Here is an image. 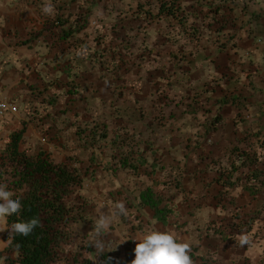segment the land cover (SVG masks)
<instances>
[{"label":"rangeland","instance_id":"rangeland-1","mask_svg":"<svg viewBox=\"0 0 264 264\" xmlns=\"http://www.w3.org/2000/svg\"><path fill=\"white\" fill-rule=\"evenodd\" d=\"M44 3L45 0H0V99L18 109L16 116L0 121V158L11 134L25 125L21 152L34 156L43 151L55 163L71 158L82 172L83 187L74 197L82 217L70 226L73 239L63 247L58 264L87 257L83 248L97 238L104 241V250L112 254L117 264H125V247L136 245L149 229L173 230L178 239L190 238L192 248H197L196 255L205 256L210 264H264L263 235L257 230L243 234L249 237L243 247L229 246L205 235L199 237L207 222H230V214L217 207V188L211 185V180L228 165V150L233 146L254 147V140L246 134L255 128L252 104L260 103L264 109V18L260 38L252 32L250 36L243 35L247 40L244 58H240L232 51L215 54L220 42L235 33L236 38L239 35L242 16L238 11L223 8L214 15L205 2L182 0L188 24L198 30L196 41H190L177 26L137 19L133 0H51L54 16L44 14ZM229 4L237 10L247 8L249 13L264 15V0H233ZM88 10L91 23L81 37L88 42L87 50L67 44L59 46L53 37L56 32L36 40L35 34L48 19L57 16L73 22ZM195 49L197 56L212 59L214 69L206 82L207 91L213 93L204 96L235 94L248 99L249 109L239 114L245 121L241 130L234 125L239 122L235 109H224L227 123L206 138L201 128L203 118L181 115L188 103L187 96H182L184 92L192 95L189 85L197 79L193 71L195 58L188 56ZM105 60L111 64L110 74L102 71ZM118 67L124 69L116 72ZM89 120L104 122L109 130L145 134L161 162L156 180L181 177L184 196L174 188L160 186L156 190L171 199L176 221L179 225L186 222V226L162 228L149 221L151 214L145 211L140 216L141 229L132 228L138 226L136 221L130 220L129 226L121 223L116 208L118 201L124 202L121 188L137 191L142 183H150L125 172L113 177L95 171L89 176L87 154L75 138L76 128ZM259 169H264L263 163ZM232 196L241 208L240 214L251 210L254 203L241 191ZM100 216H109L110 220L101 236L96 237L95 221ZM9 229L4 218L0 221V264L14 257L6 251Z\"/></svg>","mask_w":264,"mask_h":264},{"label":"trees","instance_id":"trees-1","mask_svg":"<svg viewBox=\"0 0 264 264\" xmlns=\"http://www.w3.org/2000/svg\"><path fill=\"white\" fill-rule=\"evenodd\" d=\"M145 1L133 0L134 14L137 19L149 23L163 21L170 26H177L185 38L196 41L198 30L188 24L183 14L182 0ZM197 1L205 2L214 15L220 14L223 8L228 12L238 11L242 16L240 20L242 25L237 29L239 35L236 38L235 33L233 36H228L227 40L220 42L215 54L219 56L232 51L240 58H244L243 46L247 38H243L245 37L243 35L247 33L246 35L250 36L252 32L260 38L263 31L261 21L264 15L249 13L247 8L238 7L237 10L236 6L229 4L233 0ZM245 16L248 19L244 21ZM90 23L89 10L84 15L80 14L73 22L55 16L43 24L35 37L37 40L43 35L56 32L57 34L55 33L53 37L56 38L59 46L67 44L75 49L87 50L88 42L81 37L85 36ZM124 45L126 49L129 48V41L127 40ZM196 51L198 50L195 49V52L189 53L188 56H191V59L197 58ZM200 59L201 64L206 61L207 66L212 65V59L204 58V56ZM105 61V69L102 71L109 73L111 64L108 60ZM102 63L100 60L99 65L103 68ZM120 69L124 67H118L116 72ZM210 72L214 73V69L212 68ZM198 89L193 90L190 96L184 92L182 97L187 96L185 99L188 103L185 104L186 109L181 115L203 118L201 128L205 138L222 130L226 124L223 116L226 108L236 110V119L239 122H234V125L237 129H242L245 121L239 118V114L247 111L250 106L246 97L235 94L208 97L207 95L213 92L212 90L207 91L206 82H203ZM253 93L257 94L255 90ZM204 94L207 95L204 96ZM252 105L255 113L253 120L255 128L246 135L254 140V147L233 146L230 148L227 167L211 181V185H215L218 189L214 197L217 201L216 205L221 211L230 214V222L225 225L207 222L199 232V237L205 235L217 238L221 243L229 246L239 245L241 235L253 233L255 230L263 235L262 240L264 241V169H259L261 163L264 165V109L260 103L255 102ZM25 133V125L18 132L12 133L0 158V183L7 184L8 189L15 193L13 198L20 199L22 204L21 211L6 217L5 223L10 228L15 222L28 221L35 217L40 220L42 226L36 227L28 236L10 235L6 251L12 252L14 257L6 258L5 262L6 264H58L62 260L63 247L69 245L73 239L70 226L77 224L82 217L74 197L78 191L82 190L84 176L71 158L64 163H55L43 151H39L34 156L21 152L19 147ZM75 138L80 149L87 154L86 168L87 173L90 172V177L95 171L113 177L120 172H125L133 178H145L150 183L149 185L142 183L137 191L121 188L124 192L123 200L129 212L127 216H123L117 211V218L121 223L129 226L130 220L136 221L138 226L132 225V228L141 229L140 216L142 211L147 209L152 213L149 221L161 225L162 228L174 226L175 229H180L187 225L186 222L179 225L175 219L176 210L171 199L156 190L160 186L165 189L173 187L182 196L185 195L180 176L168 177L167 180H156L161 162L157 157V149L151 141L134 131L118 128L109 130L108 126L99 120L82 123L76 128ZM238 190L254 203L245 215L240 214L241 208L237 206L232 196V193ZM135 247L136 245L131 243L125 247V264H131L135 258ZM83 249L88 256L74 258L71 264H117L116 259L108 250L98 252L94 243H87ZM196 254L197 248L194 247L190 255L196 264L198 261L201 264H210L207 261L208 258Z\"/></svg>","mask_w":264,"mask_h":264},{"label":"clouds","instance_id":"clouds-1","mask_svg":"<svg viewBox=\"0 0 264 264\" xmlns=\"http://www.w3.org/2000/svg\"><path fill=\"white\" fill-rule=\"evenodd\" d=\"M42 11L48 16L55 15V6L51 3V0H45ZM14 196L15 193L8 189L7 184L0 183V221L21 211V201L18 198L14 199ZM116 208L119 214L128 215L123 201H118ZM109 220V216H100L95 221L96 237L101 236L102 229L107 227L106 222ZM38 226H42L40 220L33 217L28 221L13 223L8 231L10 235L28 236ZM248 243V236L241 235L239 237L241 247ZM94 247L98 252H103L104 241L99 238L95 239ZM191 251L192 241L190 238L178 239L173 230L149 229L141 239L137 240L134 249L135 258L131 264H195L190 255Z\"/></svg>","mask_w":264,"mask_h":264},{"label":"crops","instance_id":"crops-1","mask_svg":"<svg viewBox=\"0 0 264 264\" xmlns=\"http://www.w3.org/2000/svg\"><path fill=\"white\" fill-rule=\"evenodd\" d=\"M206 58H207V56H206ZM194 62H195V68H194V70L193 71H195L196 73H197V77L195 76V74H193V76H195V79L196 80H193V82H192V86L189 88L190 90H192V92H191V94L193 93V90H197L199 87H200V84H202L203 82H207V79L212 75V72H210V70L212 69V67L209 65V66H207V62L205 61L204 63H202L201 64V59H200V57L199 56H197V58H195L194 59ZM187 94H189V92L187 93ZM1 95V94H0ZM226 123H227V120H226ZM131 131H133V130H131ZM135 132V131H134ZM135 133H137V134H141L145 139H147L146 137H145V134L144 133H141V132H135ZM176 166L177 167H179L180 168V165H178V164H176ZM215 178H217V177H215ZM214 178V179H215ZM214 179H212L211 181H213ZM212 186H215V185H212ZM171 188H173V187H171ZM217 188V187H216ZM170 189V188H169ZM176 191V190H175ZM217 191H218V189H217ZM177 192V191H176ZM185 192V191H184ZM179 193V192H178ZM186 193V192H185ZM218 193V192H217ZM180 194V193H179ZM217 195V194H216ZM215 195V196H216ZM214 196V197H215ZM145 212L147 213V214H151L149 217V219H151L152 218V213L151 212H149L147 209L145 210ZM176 215H177V212H176ZM176 219V218H175ZM172 222H173V220H172ZM158 225V224H157ZM161 226V225H160ZM162 227V226H161ZM168 227H171V226H168Z\"/></svg>","mask_w":264,"mask_h":264},{"label":"built area","instance_id":"built-area-1","mask_svg":"<svg viewBox=\"0 0 264 264\" xmlns=\"http://www.w3.org/2000/svg\"><path fill=\"white\" fill-rule=\"evenodd\" d=\"M17 114L18 109L13 103L5 99H0V121H4L6 118H12Z\"/></svg>","mask_w":264,"mask_h":264}]
</instances>
